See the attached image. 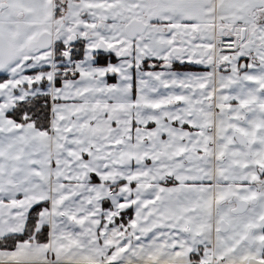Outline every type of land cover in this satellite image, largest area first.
<instances>
[{
    "label": "snow or ice",
    "instance_id": "6c2138e0",
    "mask_svg": "<svg viewBox=\"0 0 264 264\" xmlns=\"http://www.w3.org/2000/svg\"><path fill=\"white\" fill-rule=\"evenodd\" d=\"M0 264H264V0H0Z\"/></svg>",
    "mask_w": 264,
    "mask_h": 264
},
{
    "label": "crops",
    "instance_id": "0c3cea01",
    "mask_svg": "<svg viewBox=\"0 0 264 264\" xmlns=\"http://www.w3.org/2000/svg\"><path fill=\"white\" fill-rule=\"evenodd\" d=\"M110 82H113V81H110Z\"/></svg>",
    "mask_w": 264,
    "mask_h": 264
}]
</instances>
